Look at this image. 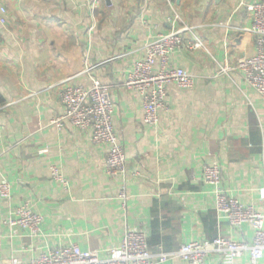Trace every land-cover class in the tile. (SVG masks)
Listing matches in <instances>:
<instances>
[{
  "label": "crops",
  "instance_id": "crops-1",
  "mask_svg": "<svg viewBox=\"0 0 264 264\" xmlns=\"http://www.w3.org/2000/svg\"><path fill=\"white\" fill-rule=\"evenodd\" d=\"M257 1L1 0L0 180L10 181L12 197H0V264L72 244L105 258L128 229L146 232L152 253H171L158 264H190L175 254L189 239L253 241L250 223L234 227L216 213L204 169L218 164L229 195L264 214V97L241 70L219 67L255 54V36L242 28ZM182 27L186 41L202 39L205 48L175 51L170 65L194 75V86L168 84L167 110L148 125L142 97L125 82L148 42ZM94 79L110 88L125 179L106 173L108 145L95 143L92 129L52 123L66 111L62 89H89ZM24 203L44 216L41 234L9 223ZM248 263V253L231 261L218 252L204 262Z\"/></svg>",
  "mask_w": 264,
  "mask_h": 264
},
{
  "label": "built area",
  "instance_id": "built-area-1",
  "mask_svg": "<svg viewBox=\"0 0 264 264\" xmlns=\"http://www.w3.org/2000/svg\"><path fill=\"white\" fill-rule=\"evenodd\" d=\"M172 3V0H168ZM252 15L251 24L243 27L255 36V54L240 57L234 64L227 61L220 64V73H229L239 69L243 72L246 82L264 97V0L247 5ZM6 7L0 0V21L6 22ZM188 27H182L167 34H160L145 46L146 56L136 62L125 85L137 91L142 97L143 119L148 125H157L161 111L167 110L165 96L167 85L175 83L184 89L194 86L195 76L182 67L170 65V55L184 47L188 49L205 48L202 39L186 41L184 32ZM159 63V70L154 67ZM61 100L66 107L64 114L53 119L52 123L62 129L68 122L80 130L92 129L95 143L108 145L106 158V173L109 176H121L125 179L127 173L125 148L114 127V101L110 88L100 80L94 79L89 89L81 86L67 85L61 91ZM262 161L264 164V140L262 142ZM53 177L66 184V179L56 166L52 167ZM204 181L214 187L215 211L224 214L230 225L239 227L250 223L254 228V239L251 243L235 241L219 234L211 240L189 239L181 244L175 252L182 261L190 264H204L206 257L213 253H226L231 261L249 254L248 264H259L264 257V214L252 205H244L239 199L229 195L222 186L221 170L218 164L206 165ZM0 197H12L11 183L7 178L0 180ZM119 197L124 201L128 198L126 185L123 184ZM44 216L35 211L29 203L19 205L15 216L10 219L11 225L28 229L39 235ZM170 252L160 250L152 253L149 249L146 232L128 229L123 237L122 245L112 247L107 251V257L102 258L98 252L83 250L78 244L50 247L28 262L13 258L9 264H158L168 259Z\"/></svg>",
  "mask_w": 264,
  "mask_h": 264
}]
</instances>
